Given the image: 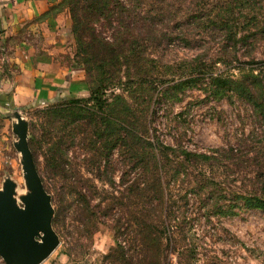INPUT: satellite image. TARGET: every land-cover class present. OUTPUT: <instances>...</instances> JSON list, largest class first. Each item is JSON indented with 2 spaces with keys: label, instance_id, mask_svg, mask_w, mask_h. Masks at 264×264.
Returning a JSON list of instances; mask_svg holds the SVG:
<instances>
[{
  "label": "rangeland",
  "instance_id": "374dc122",
  "mask_svg": "<svg viewBox=\"0 0 264 264\" xmlns=\"http://www.w3.org/2000/svg\"><path fill=\"white\" fill-rule=\"evenodd\" d=\"M150 2L165 13L167 35L154 48L157 60L151 65V72L156 79L161 75V81L156 80L154 91L151 87L136 91V105L140 108L141 93H149L154 98L146 115L150 124L148 134L166 144L182 145L196 152L209 153L213 148L229 145L235 150L239 148L238 156L227 159L222 154L209 165L166 150L164 175L169 179L172 206L164 219L175 224L171 231L175 240L170 244L165 239L166 233L160 234V264H264V210L244 206L240 196L259 194L263 185L260 179L264 172V166L260 167L264 165L261 122L248 103L214 93L209 85L216 74L240 76L249 57L264 59V0ZM227 16L234 23L237 37L249 33L247 42H238L232 51L223 48L225 31L218 25ZM197 59L209 65L207 69L197 72ZM187 76H197L200 80L183 91L169 89L172 83ZM62 107L63 102L55 100L27 104L18 111L28 143L30 132L36 136L33 142L36 168L52 206L59 210L57 225L53 226L59 243L38 264H138L140 255L131 245L135 225L131 224L133 217L127 210L131 209L128 204L120 210L116 203L112 210L116 215L101 216L97 229L90 235L77 220L80 201L85 198L92 204L100 199L103 203L110 202L112 194L120 195L121 186H111L95 177L99 161L93 158L90 130V138H86V132L74 129L75 115L66 111L62 114ZM13 123L16 125L17 119ZM13 123L7 130L5 144L8 147L2 153L5 159H0V190L10 180L16 204L24 206L31 188L22 154L16 146L18 136ZM64 125L67 130L63 146L68 154L57 164L47 149L52 137L62 133ZM131 165L120 152H113L111 176L116 184L122 167ZM112 217L120 218L123 232L117 237L124 250L127 249L125 253L116 247ZM0 264H6L1 256Z\"/></svg>",
  "mask_w": 264,
  "mask_h": 264
},
{
  "label": "trees",
  "instance_id": "16d2710c",
  "mask_svg": "<svg viewBox=\"0 0 264 264\" xmlns=\"http://www.w3.org/2000/svg\"><path fill=\"white\" fill-rule=\"evenodd\" d=\"M154 6L150 0H60L52 7H66L69 11L75 42V61L84 68L88 84L87 95L62 96L57 99L60 104L63 102L61 113L72 112L76 117L74 129L86 132V138L91 136L93 158L99 161L95 177L111 186H121L118 188L120 195L112 194L110 202L103 203L104 200L100 199L92 204L85 198L80 201V217L77 220L90 235L97 229V220L100 221L101 216L116 215L112 211L116 208V203L120 210L128 204L131 209L127 210L133 217L131 224L135 225L132 228L131 245L137 248L134 251L140 255L136 262L138 264H160L158 250L162 232L166 233L168 243L173 244L175 240L171 234L175 224L164 219L172 206L169 179L166 180L164 175L163 157L168 152L166 150L177 152L187 160L200 159L207 165L218 157L221 158L222 154L227 159L239 155V148L235 150L233 145L216 147L209 153L196 152L182 145L166 144L148 134L150 124L146 115L154 98L149 93H141L140 108L136 105V91L149 87L154 91L157 87L154 86L156 80L161 81V75L156 79L151 72V65L152 61L157 60L154 48L167 35L165 13H162L161 7ZM218 25L225 31L222 46L228 51H232L238 42H247L249 33L237 37L234 23L228 16L221 19ZM245 63L247 66L240 76L222 77L211 74L213 77L209 85L214 93L248 103L251 112L261 122L264 136V59L249 57ZM195 64H198L197 72L209 66L201 61ZM210 65L213 66L212 63ZM197 76L179 79L168 87L183 91L200 80ZM50 108L51 106L48 110ZM66 127L64 125L60 135L52 137L47 149V153L57 164H61L68 154L63 146ZM30 134L29 145L35 161L33 142L36 136L32 132ZM115 150L132 164L129 168L122 167L118 184L111 176L114 170L111 166L112 154ZM262 166L264 165L261 164L260 167ZM260 179L263 185L259 194L240 195L244 206L264 210V172L260 174ZM125 197L128 200H124ZM53 209L52 226L55 227L59 210ZM151 215H156L157 218L152 219ZM112 218L116 247L125 253L127 249L124 250V245L117 237L119 232H123L120 218Z\"/></svg>",
  "mask_w": 264,
  "mask_h": 264
},
{
  "label": "crops",
  "instance_id": "0c3cea01",
  "mask_svg": "<svg viewBox=\"0 0 264 264\" xmlns=\"http://www.w3.org/2000/svg\"><path fill=\"white\" fill-rule=\"evenodd\" d=\"M60 0H0V159L15 112L88 94L74 57L71 18ZM0 160V161H1Z\"/></svg>",
  "mask_w": 264,
  "mask_h": 264
},
{
  "label": "water",
  "instance_id": "95a60500",
  "mask_svg": "<svg viewBox=\"0 0 264 264\" xmlns=\"http://www.w3.org/2000/svg\"><path fill=\"white\" fill-rule=\"evenodd\" d=\"M13 123L27 172L30 197L25 205L16 204L13 184L9 180L0 190V256L6 264H38L58 245L59 237L52 226L53 206L30 149L22 116L15 112Z\"/></svg>",
  "mask_w": 264,
  "mask_h": 264
}]
</instances>
